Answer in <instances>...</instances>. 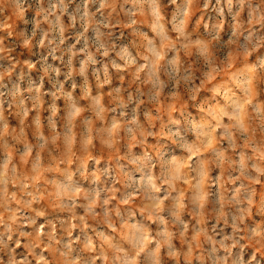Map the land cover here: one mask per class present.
Segmentation results:
<instances>
[{
	"label": "clouds",
	"instance_id": "obj_1",
	"mask_svg": "<svg viewBox=\"0 0 264 264\" xmlns=\"http://www.w3.org/2000/svg\"><path fill=\"white\" fill-rule=\"evenodd\" d=\"M0 264H264V0H0Z\"/></svg>",
	"mask_w": 264,
	"mask_h": 264
},
{
	"label": "rangeland",
	"instance_id": "obj_2",
	"mask_svg": "<svg viewBox=\"0 0 264 264\" xmlns=\"http://www.w3.org/2000/svg\"><path fill=\"white\" fill-rule=\"evenodd\" d=\"M213 3H215V0H213ZM29 15H31V13H29ZM210 16L212 17L211 21L209 20ZM217 20H218V17L216 16L215 12H212L210 9H204L202 6H200V7H196L193 9L192 14H191V18L189 21V25L194 32H200L203 30V26L205 23H212V22H216ZM8 23L12 24L13 20L9 19ZM226 27H227V25H225V29H226ZM222 34H223V30H222ZM18 51H19V59L21 61L29 58V56L31 55L27 50H18ZM201 55L207 57L209 55L208 50L203 49L201 52ZM226 55H227L229 61H233V60L237 59L233 52H228V53H226ZM184 58H185V60H188V61L192 62L193 64L195 63L193 58H192L191 52L187 53ZM217 58L220 60L223 59V57H220V56H218ZM33 59H35V57H33ZM229 66L231 67V64ZM39 68H40V66L37 65L36 69H33L31 71V75L33 78H38L40 75H42V73L40 71H38ZM21 71H23L25 74H27L29 70L24 65H18L16 68V71L13 73V78L15 79ZM214 71H215V65H213L212 68H210V70H209V73H208L209 79H211L212 73ZM49 87H50V85L47 83V79L45 78V88L47 89ZM45 99L48 100L49 98L46 96ZM188 103H189L188 101H185V106H187ZM176 106L177 105L175 102H173L172 104L169 105V107L173 108V110H175ZM40 112H41L42 117L44 114H46V105H42ZM6 115L9 116V119L12 120L13 123H17V117L15 116L14 112L6 113ZM30 139H31V134L27 131V129H25V134L23 136V140L17 141L12 147L8 148V151L10 153H12L13 155H15V147H19L21 145V143L27 142ZM17 159L22 161V159H27V157H24V158L17 157ZM21 167H24L23 162H21Z\"/></svg>",
	"mask_w": 264,
	"mask_h": 264
}]
</instances>
